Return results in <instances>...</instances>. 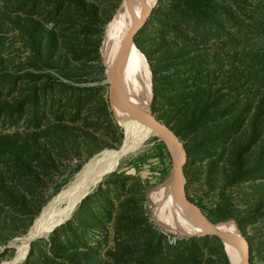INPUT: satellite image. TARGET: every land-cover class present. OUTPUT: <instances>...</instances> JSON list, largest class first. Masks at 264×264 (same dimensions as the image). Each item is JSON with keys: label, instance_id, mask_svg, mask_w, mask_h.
<instances>
[{"label": "rangeland", "instance_id": "rangeland-1", "mask_svg": "<svg viewBox=\"0 0 264 264\" xmlns=\"http://www.w3.org/2000/svg\"><path fill=\"white\" fill-rule=\"evenodd\" d=\"M120 3L0 0V263L14 258L35 219L86 162L124 143L101 51ZM27 21L41 25L43 57L32 53ZM137 38L158 80L149 108L188 151L185 197L210 223L223 224L216 215L233 227L232 218L239 220L251 264H264V142H231L225 133L202 138L212 118L228 113L221 106L228 97L241 101L252 84L264 89L258 58H244L264 51V0H157ZM218 90L224 95L205 98ZM180 92L190 95L181 100ZM193 96L204 112L216 113L176 133L172 126L194 106L186 104ZM175 161L152 134L98 181L70 219L32 241L18 264H178V245L187 238L158 219L148 197L166 184ZM196 238L203 264H231L220 239Z\"/></svg>", "mask_w": 264, "mask_h": 264}, {"label": "bare ground", "instance_id": "bare-ground-1", "mask_svg": "<svg viewBox=\"0 0 264 264\" xmlns=\"http://www.w3.org/2000/svg\"><path fill=\"white\" fill-rule=\"evenodd\" d=\"M130 1L131 12L122 13L118 9L106 25L101 51L105 73L108 81L112 84L125 50V67L121 84L116 94V104L122 112L143 113L150 109L151 72L144 55L137 49L134 42L130 43L127 48H125V43L136 27V18L143 21L149 15L157 0ZM119 124L125 133V140L122 146L117 150H104L86 162L68 188L60 192L44 207L41 214L32 224L28 234L23 240H20V246H18V251L14 258L9 262L0 264H18L26 257L31 242L37 238L49 236L53 230L70 219L81 200L105 174L118 166L119 161L124 156L138 150L152 134L156 133L159 136L151 121L144 116L137 120L125 121ZM169 149L175 156L176 161L182 158L181 153L174 145L169 146ZM165 183V185L151 190L148 194V197L154 200L151 208L161 222L172 223L174 226L169 228L182 233L173 221L167 191L168 180ZM176 207L182 222L192 230L188 234L203 231L207 228L226 229L236 232V226L233 227L225 223H210L194 206L187 203L183 197L177 200ZM221 242L230 263L241 264L242 250L244 249L242 242L237 238L229 237L222 239Z\"/></svg>", "mask_w": 264, "mask_h": 264}, {"label": "trees", "instance_id": "trees-1", "mask_svg": "<svg viewBox=\"0 0 264 264\" xmlns=\"http://www.w3.org/2000/svg\"><path fill=\"white\" fill-rule=\"evenodd\" d=\"M202 1V0H201ZM209 2V1H208ZM200 3V2H199ZM204 4L207 5V2L204 1ZM202 8V6H200ZM203 8H205L203 6ZM90 11V10H88ZM56 16V14H54ZM111 20V19H110ZM109 20V21H110ZM24 31L28 34L29 40H30V45L32 48V53L35 56H39V53L43 57V37L39 35V29L42 30L41 25L39 22H35V24L31 23L30 21H27L26 25L23 26ZM140 31V30H139ZM139 31L134 37V44L137 47V49L147 58L148 61H150V58L148 56L147 51L144 49L143 46L139 44L137 35L139 34ZM100 42V40H99ZM248 55L244 54V58L246 59H253L258 60L256 61L258 63V72L261 73L262 77L264 78V51H254L247 53ZM157 78L155 77V74L152 78V83H153V100L156 98V82ZM255 84H252L247 92V94L243 95L242 100L240 101L239 98H234V97H228L227 101L224 102L221 106L223 107V111L228 112L224 116L222 115L218 120L215 118H210L211 119V125L209 126L208 130L204 129L202 132V138L208 140L205 137V134L203 133H209V137L220 136V133H225L224 135L228 136V139L231 142H256L257 139L260 140V142H264V89L262 85L256 86ZM263 89V93H259L260 89ZM217 88H214L216 90ZM219 91V90H218ZM263 94V95H262ZM190 95L188 94H183L180 92L179 97L181 100H186V98ZM221 91L219 93L212 94V96L206 95L205 98L210 99L211 97H215V99L219 98V96H223ZM203 97V98H204ZM215 99L212 101L215 102ZM202 100V99H201ZM201 100H198L195 96H193L190 99V102H187L186 104H194V106L188 105L186 108V111L183 112V117L178 120L177 124H174V127L172 126V129L178 133L181 130H184L186 127L191 125L192 123L200 122L203 124V117L204 115H214L216 112H204L202 110V105L200 103ZM210 101V100H209ZM209 101H207L204 106L208 107ZM211 102V101H210ZM234 105L232 107V104ZM211 104V103H210ZM209 104V105H210ZM203 106V107H204ZM248 109L250 112H248ZM154 112V111H153ZM159 120H161L164 124L165 122L158 117ZM189 119V120H188ZM184 120V121H182ZM245 123H248V129L245 126ZM231 135H230V134ZM235 136V138H233ZM214 138V137H213ZM243 138V140H242ZM186 155L188 154L187 148L184 146ZM79 167H77L78 169ZM76 169V170H77ZM114 176V173H111L107 178ZM106 178V180H107ZM192 202L191 200H189ZM193 203V202H192ZM216 219L220 220L219 222L225 223V222H231L228 221L230 218L226 216H215ZM234 221H236L238 228L240 231L243 233L247 240V236L244 234L240 221L237 220L236 218H232ZM218 223V222H217ZM197 240L196 237L193 238H188V239H183L179 246V255H178V264H203L202 263V257L203 253L202 252H197L194 249V243ZM217 240V239H216ZM248 241V240H247ZM220 250L222 253H224V246L223 244L220 246ZM225 261L229 263L228 259L225 258Z\"/></svg>", "mask_w": 264, "mask_h": 264}, {"label": "water", "instance_id": "water-1", "mask_svg": "<svg viewBox=\"0 0 264 264\" xmlns=\"http://www.w3.org/2000/svg\"><path fill=\"white\" fill-rule=\"evenodd\" d=\"M119 9L122 13L131 12V1L130 0H121ZM135 22H136V27L132 31L130 36L126 39L125 48H127L130 43H133L135 35L137 34V32L140 30V28L143 25V21H140L137 18H136ZM122 55L123 56H122L119 68L117 70L115 80L111 84L109 92H108L110 107H111L113 116L118 123H122L125 121L137 120L138 118H140L142 116L147 117L151 121L155 131L158 133L160 138L166 143V145L168 147L174 145L178 149V151L181 153L182 158L178 161H175L173 169L171 170L170 174L167 177L168 178L167 191H168V198H169L171 212H172V218H173L175 225L182 231L183 234L181 236L183 238H187V239L193 238V237H203V236H211V237L218 238L220 240H222L224 238H228V237L229 238H237L244 245V249L242 250L241 264H251L250 254H249V251H250L249 243L246 240L243 233L240 231V229L237 226H236V232H231V230H226V229L207 228L203 231H198V232H194L192 234H188V232L192 231V230L190 228H188L187 226H185V224L182 222V220L178 214L177 207H176V202L180 197H183V199L187 203L191 204L188 201V199L185 197L184 188H183V181H184L183 170H184V165L186 163V151L184 148L183 141L179 137L173 135V133L168 129V127L161 120L158 119L157 115L151 109H149L143 113L120 111V109L118 108V106L116 104V94H117L118 88L120 87L122 76L124 73L125 50H124V53ZM191 205L194 206L200 214H202L199 208H197L193 204H191ZM152 214H153V212H152ZM153 216H154V214H153ZM153 218L155 220V217H153ZM157 224L161 228H164V229L167 228L163 225H160L158 222H157Z\"/></svg>", "mask_w": 264, "mask_h": 264}]
</instances>
